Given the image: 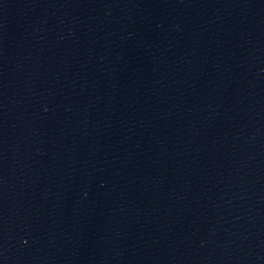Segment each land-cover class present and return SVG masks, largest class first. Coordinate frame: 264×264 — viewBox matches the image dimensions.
I'll return each mask as SVG.
<instances>
[{
  "label": "water",
  "instance_id": "obj_1",
  "mask_svg": "<svg viewBox=\"0 0 264 264\" xmlns=\"http://www.w3.org/2000/svg\"><path fill=\"white\" fill-rule=\"evenodd\" d=\"M0 264H264V0H0Z\"/></svg>",
  "mask_w": 264,
  "mask_h": 264
}]
</instances>
